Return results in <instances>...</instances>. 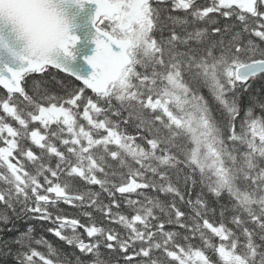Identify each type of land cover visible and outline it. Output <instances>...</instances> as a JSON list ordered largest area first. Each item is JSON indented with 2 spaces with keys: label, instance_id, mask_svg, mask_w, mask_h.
I'll list each match as a JSON object with an SVG mask.
<instances>
[{
  "label": "snow or ice",
  "instance_id": "snow-or-ice-1",
  "mask_svg": "<svg viewBox=\"0 0 264 264\" xmlns=\"http://www.w3.org/2000/svg\"><path fill=\"white\" fill-rule=\"evenodd\" d=\"M262 45L264 0H0V260L264 264Z\"/></svg>",
  "mask_w": 264,
  "mask_h": 264
},
{
  "label": "water",
  "instance_id": "water-1",
  "mask_svg": "<svg viewBox=\"0 0 264 264\" xmlns=\"http://www.w3.org/2000/svg\"><path fill=\"white\" fill-rule=\"evenodd\" d=\"M96 5L94 3H85L83 8L77 6L68 8V16L73 19L74 27L72 31L79 37V40L75 47L71 49L74 58H68L65 62L69 69L83 78H87L93 69L86 62V57L90 56L94 52L93 34L91 18L94 16ZM5 37L8 38L11 46L19 50L20 45L16 44L15 40L8 35V31H4ZM63 58V54H61ZM19 60L15 59L6 49H0V68L4 65H8L13 69L19 66ZM2 87V86H0Z\"/></svg>",
  "mask_w": 264,
  "mask_h": 264
},
{
  "label": "trees",
  "instance_id": "trees-1",
  "mask_svg": "<svg viewBox=\"0 0 264 264\" xmlns=\"http://www.w3.org/2000/svg\"><path fill=\"white\" fill-rule=\"evenodd\" d=\"M174 15H176V14L174 13ZM183 15H184L183 12H179V16H183ZM221 23H223L222 18H221ZM262 46H264V45H262ZM49 71L54 73V74L56 73L55 69H49ZM57 78L58 79L63 78L65 80H72L74 83H77L74 81V78H69L64 73H59ZM27 79H28L29 84H31L32 81H34V80L37 82H41L42 79H47V80H49V83L43 84V87L48 88L52 92H59V89L56 87L55 82H52L50 80V78L46 76V74L34 73V74H31ZM26 90L29 91L31 94V88H28ZM4 91H6V90H2V87H0V95H2ZM250 91H251L252 96L258 97L260 99H264V80L257 79L255 82H252V88ZM249 98L250 97L246 95L244 102L247 103ZM61 206L64 207L65 209H67L71 214H73V215L76 214L74 212V210L69 208V206H67V205H61ZM36 235L41 236V235H47V234L42 232L39 225H38ZM48 239L52 240L53 238L51 236H48ZM0 264H4V261L0 260Z\"/></svg>",
  "mask_w": 264,
  "mask_h": 264
},
{
  "label": "flooded vegetation",
  "instance_id": "flooded-vegetation-1",
  "mask_svg": "<svg viewBox=\"0 0 264 264\" xmlns=\"http://www.w3.org/2000/svg\"><path fill=\"white\" fill-rule=\"evenodd\" d=\"M200 2H203V0H200ZM177 16H179V12H176L175 13ZM203 26V25H202Z\"/></svg>",
  "mask_w": 264,
  "mask_h": 264
}]
</instances>
